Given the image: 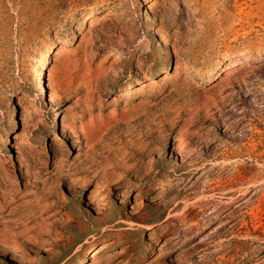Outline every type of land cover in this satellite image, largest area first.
I'll return each instance as SVG.
<instances>
[{
	"label": "rangeland",
	"instance_id": "obj_1",
	"mask_svg": "<svg viewBox=\"0 0 264 264\" xmlns=\"http://www.w3.org/2000/svg\"><path fill=\"white\" fill-rule=\"evenodd\" d=\"M0 264H264V0H0Z\"/></svg>",
	"mask_w": 264,
	"mask_h": 264
}]
</instances>
